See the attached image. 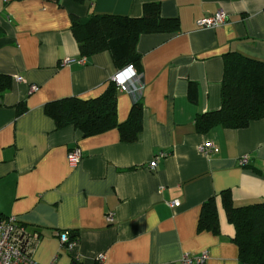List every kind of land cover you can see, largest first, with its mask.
I'll list each match as a JSON object with an SVG mask.
<instances>
[{
	"label": "crops",
	"instance_id": "crops-1",
	"mask_svg": "<svg viewBox=\"0 0 264 264\" xmlns=\"http://www.w3.org/2000/svg\"><path fill=\"white\" fill-rule=\"evenodd\" d=\"M147 3L176 18L178 28L138 38L144 111L136 140L120 141L116 129L89 136L56 129L47 102L96 97L120 70L106 50L81 57L72 18L140 17ZM217 11L226 13L223 25L197 26ZM230 51L264 62V0H0V74L9 78L0 94V217L12 215L37 234L34 262L99 264L102 254V264H182L185 253L206 251L203 264H241L222 192L236 206L264 203V116L238 129L195 127L197 115L220 107ZM67 58L75 61L61 65ZM129 93L117 90L119 122L133 103ZM208 141L214 150L201 152ZM73 147L81 151L75 166L67 161ZM210 197L219 233L197 229ZM64 231L76 241L72 251L61 246Z\"/></svg>",
	"mask_w": 264,
	"mask_h": 264
},
{
	"label": "trees",
	"instance_id": "trees-1",
	"mask_svg": "<svg viewBox=\"0 0 264 264\" xmlns=\"http://www.w3.org/2000/svg\"><path fill=\"white\" fill-rule=\"evenodd\" d=\"M71 1L84 5L91 0ZM177 28V19L162 17L156 3L145 4L140 17L91 12L83 17H73L70 25L81 57L106 50L118 68L131 65L137 75L141 72L140 55L136 51L139 36L154 32H174ZM8 86V76L0 74V94ZM192 89L191 84L189 91ZM143 111V103L137 98L131 104L126 119L119 122L117 88L112 81L96 97L82 99L70 96L49 101L44 105V112L53 120L56 129L72 126L82 136L116 129L122 142L136 140L143 126ZM263 116L264 62L234 51L225 53L220 107L197 115L196 130L205 133L215 126L243 128ZM222 205L227 221L233 227L231 241L237 248L241 264H264V203L253 202L236 206L229 194L222 192ZM197 229L219 233L214 197L202 202ZM69 236L74 239L70 234Z\"/></svg>",
	"mask_w": 264,
	"mask_h": 264
},
{
	"label": "built area",
	"instance_id": "built-area-1",
	"mask_svg": "<svg viewBox=\"0 0 264 264\" xmlns=\"http://www.w3.org/2000/svg\"><path fill=\"white\" fill-rule=\"evenodd\" d=\"M226 21V13L224 11H217L216 13L200 18L196 21V24L200 28H216L223 25ZM75 59L67 58L61 62V65H66L74 62ZM16 81H22L21 77H16ZM111 81L116 85L118 91L132 92L137 89V74L135 69L128 65L111 76ZM35 85H32L30 90H34ZM203 153L211 152L214 150V144L211 141L205 142L203 146L199 148ZM163 154H159L148 164L149 168H154L156 165V158L162 157ZM81 159V151L78 147H73L67 153V161L71 166H75ZM246 155H242L239 159V165L246 164ZM178 201H172L169 204L171 206H177ZM106 220L111 223L113 221V214L107 213ZM59 241L62 247L72 251L76 245L75 239H71L69 232L64 231L59 233ZM37 238V234L28 231L21 223H19L16 217L9 215L0 217V264H37L31 258V250L33 248L34 241ZM75 261L77 255H74ZM208 258L206 251H201L197 255H189L185 253L181 257L182 264H203ZM104 256L98 255L97 262L102 264ZM49 264H56L55 257Z\"/></svg>",
	"mask_w": 264,
	"mask_h": 264
},
{
	"label": "water",
	"instance_id": "water-1",
	"mask_svg": "<svg viewBox=\"0 0 264 264\" xmlns=\"http://www.w3.org/2000/svg\"><path fill=\"white\" fill-rule=\"evenodd\" d=\"M142 84H143V77L141 75H137V84H136L137 89L129 93L132 96L133 101L138 98L137 93H139Z\"/></svg>",
	"mask_w": 264,
	"mask_h": 264
}]
</instances>
